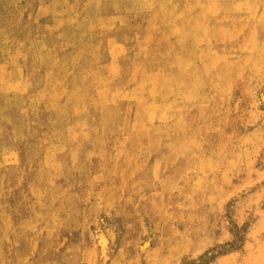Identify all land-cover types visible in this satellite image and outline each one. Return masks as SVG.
Returning <instances> with one entry per match:
<instances>
[{
  "label": "rangeland",
  "instance_id": "rangeland-1",
  "mask_svg": "<svg viewBox=\"0 0 264 264\" xmlns=\"http://www.w3.org/2000/svg\"><path fill=\"white\" fill-rule=\"evenodd\" d=\"M0 264H264V0H0Z\"/></svg>",
  "mask_w": 264,
  "mask_h": 264
},
{
  "label": "bare ground",
  "instance_id": "bare-ground-1",
  "mask_svg": "<svg viewBox=\"0 0 264 264\" xmlns=\"http://www.w3.org/2000/svg\"><path fill=\"white\" fill-rule=\"evenodd\" d=\"M102 239V237L99 239V240H101ZM104 241V240H103ZM101 242V241H100ZM106 241H104V243H105ZM104 243H102V245L104 244ZM105 246V245H104Z\"/></svg>",
  "mask_w": 264,
  "mask_h": 264
}]
</instances>
